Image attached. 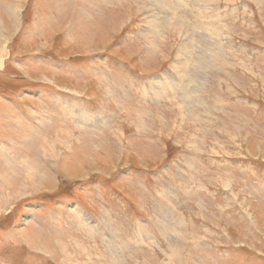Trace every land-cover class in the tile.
I'll return each mask as SVG.
<instances>
[{"label":"rangeland","instance_id":"rangeland-1","mask_svg":"<svg viewBox=\"0 0 264 264\" xmlns=\"http://www.w3.org/2000/svg\"><path fill=\"white\" fill-rule=\"evenodd\" d=\"M196 1L0 0V264H264V0ZM175 73L198 112L124 113Z\"/></svg>","mask_w":264,"mask_h":264},{"label":"bare ground","instance_id":"bare-ground-1","mask_svg":"<svg viewBox=\"0 0 264 264\" xmlns=\"http://www.w3.org/2000/svg\"><path fill=\"white\" fill-rule=\"evenodd\" d=\"M197 2L198 1H196L195 0V5L197 4ZM115 8V7H114ZM112 9V8H111ZM11 14H12V17L11 18H13L14 16H15V14H16V12L14 11V9L11 11ZM169 21H170V18L167 20V23H166V25L168 26V24H169ZM177 25V24H176ZM237 26H238V28H242L243 29V31L246 33V34H248V30H247V28L244 26V24H241V23H239V24H237ZM3 38L0 36V45L2 44V42H3V40H2ZM235 40H236V37H233V40H232V42L234 43L235 42ZM2 41V42H1ZM171 41H172V39H171ZM172 50V51H171ZM174 51V49H173V47H171V49L170 50H167V52L165 53L166 55H168V59L170 58L171 59V54H172V52ZM211 51V50H210ZM181 52L184 54V55H187L186 54V52H188V49H187V46L186 47H183L182 49H181ZM195 52V51H194ZM194 52H193V55H192V58H194ZM162 54H163V52H162ZM190 54V53H189ZM189 58V57H188ZM98 65V64H97ZM200 66L201 67H204V69H207V68H209V66H208V64H205V62L203 61V60H201L200 61V57H198L197 58V64H195L194 65V73L196 74V75H199L200 74V71H202V70H204V69H200ZM103 66H101V68L100 69H96V72H100V73H103L104 74V77L103 76H101V77H103L104 78V82H105V84H106V82H108L109 84H110V87L107 85V87H108V89L113 93V95H114V97L116 98V97H118V95L121 93V91H122V86H123V82H124V79H120V78H117L116 76L117 75H120V74H118L117 72H107L106 70L105 71H103ZM3 70H5V63H4V60H1L0 61V72L1 71H3ZM82 71H84V70H82ZM169 74V73H168ZM231 76V75H230ZM232 78V77H231ZM97 84L99 85V86H101L103 89H104V91L106 92V94H107V87L104 85V84H102L101 82H97ZM133 85V87L130 89V91L128 92V94L130 95V97L125 101V106L122 108V109H124V113L126 112V109L127 108H132V112L134 113V112H136V114H138L139 115V118H140V120L141 121H145V119L147 120L148 119V121L150 122V124H151V122L152 123H154V122H156V121H160V120H170L172 123H173V126L175 125V119H179V116H180V113H181V111L182 110H186V108H188V109H191V110H193V111H199V109H200V107H201V103H200V95L198 96V92H199V89H200V87H198V90H197V92H196V94L194 95V97H193V99L194 100H191V99H189V98H185V96H184V93L186 92V91H188V90H190L191 88H187L181 81H180V79L178 78V76L176 75V73L174 74V75H172V76H165V77H163V78H161L160 80H159V82H158V86H161V88L162 89H164V88H167L168 90H172V92L171 91H169V96H173V98L170 100V101H167V102H155V103H157V104H160V106H153V107H151L150 109H148V108H145V107H143L144 105L143 104H141V103H139L138 102V96H139V94H140V92H142L143 91V88L141 87V86H138V84H132ZM153 85V84H152ZM175 85V86H174ZM136 87H137V89H136ZM179 87V89L180 90H178L177 88ZM177 89V90H176ZM175 91H177V92H175ZM123 92H124V94H125V91L123 90ZM218 91H215V93H217ZM177 96H180L181 97V100H179V99H176V97ZM157 101V100H156ZM91 102V101H90ZM87 104L85 105L86 107H89V108H79V111H80V113H81V115H85V118L87 119V118H89V120H94L95 119V114L98 112V110H99V106H97V103L96 102H94V104L91 106L88 102H86ZM42 104L44 105V106H42L43 108H45V114L47 115V119H49V120H51V119H61V115H62V113H63V111H62V109H61V111L59 110V112H58V108H56L54 105H52L51 107H47V104H45V103H43V101H42ZM64 104V103H63ZM141 104V105H140ZM143 105V106H142ZM63 106H65L64 108V111L65 110H67V109H69L71 106L69 105V104H65V105H63ZM46 109H50L51 110V112H47L46 111ZM70 110V109H69ZM62 112V113H61ZM141 112V113H140ZM70 113V112H69ZM69 113H68V116H69ZM124 113H123V115H124ZM149 114L151 117H150V120H149V117L148 116H145V114ZM71 115V114H70ZM122 115V116H123ZM51 118H50V117ZM63 117V116H62ZM94 118V119H93ZM27 119V118H26ZM57 119V120H58ZM86 119H82L81 118V120H80V122H79V124H78V126H82V129L84 128V127H86L87 126V120ZM143 119V120H142ZM28 120V119H27ZM65 120H66V118H65ZM143 121V122H144ZM48 122V121H47ZM47 122H45V124L47 123ZM60 122V121H59ZM73 122V121H72ZM31 123L33 124V121H32V119H31ZM55 123V122H54ZM41 124H42V122H40V123H38V125H36V126H41ZM50 124V123H49ZM52 124V123H51ZM51 124H50V126H51ZM21 125V124H20ZM56 125V124H55ZM66 125V124H65ZM59 126V125H58ZM68 128H72L73 129V127H68ZM55 129V128H54ZM36 130V129H35ZM40 131H41V129H40ZM46 130H44V132H45ZM51 131V130H50ZM78 132H80L79 134H81L82 132L81 131H83V132H85L86 133V135H87V133L88 132H86V130H81V131H79V130H77ZM152 136L155 138L156 136H158L155 132H154V129L152 128ZM39 132V131H38ZM37 132V133H38ZM154 132V133H153ZM48 133V132H47ZM35 135V134H34ZM85 134H83V135H80L82 138H87V136H86ZM37 136L39 137L40 136V133L39 134H37ZM91 137L93 138L94 137V135H91ZM43 138V137H42ZM98 138V137H97ZM37 142H38V140H37ZM39 143V142H38ZM45 143V142H44ZM56 144V143H55ZM49 146V145H48ZM58 146V145H57ZM57 146H55V147H57ZM66 146V145H65ZM47 147V146H46ZM50 147V146H49ZM42 151H44V150H42ZM27 152V151H26ZM6 153V152H5ZM6 156V155H5ZM12 156V155H11ZM16 158V157H15ZM9 159V158H8ZM12 159V158H11ZM49 159V158H48ZM47 159V160H48ZM54 159V158H53ZM31 161V160H30ZM57 161V160H56ZM58 162V161H57ZM8 164V163H7ZM194 164V163H193ZM198 164V163H197ZM13 166V165H12ZM14 166H16V165H14ZM23 167H25L27 170H29V171H31V173L32 172H34L35 171V168H34V166H30V164L28 165L26 162L25 163H23V165H22ZM10 167V166H9ZM205 167V166H204ZM14 169V168H13ZM207 170V169H206ZM9 171V170H8ZM14 171V170H13ZM37 171V170H36ZM35 171V172H36ZM10 172H11V170H10ZM6 174V173H5ZM29 174V173H28ZM35 174H39L38 172H36ZM34 176V175H33ZM34 178V177H33ZM3 179V178H2ZM14 179V178H13ZM26 179V178H25ZM9 180V179H8ZM32 180V179H31ZM27 183H28V181H27ZM205 185V184H204ZM207 187V186H206ZM83 211V210H82ZM84 223V222H83ZM92 223V222H91ZM85 224V223H84ZM87 225H89V224H87ZM89 227V226H88ZM86 229V228H85ZM142 231V230H141ZM89 233H90V236H92V237H94V234H93V232H91V231H89ZM98 233V232H97ZM113 235V234H112ZM106 236V235H105ZM100 242H102L101 240H100ZM112 242V241H111ZM105 243V242H104ZM110 245V244H109ZM142 246V245H141ZM198 246V245H197ZM89 247V246H88ZM199 247V246H198ZM211 247V246H210ZM62 248H65V247H62ZM130 248V247H129ZM80 249H82V248H80ZM60 251V254L61 255H64L66 252V248H65V250H63V249H60L59 250ZM171 251H173V256H176L177 257V254H176V252L174 251V250H171ZM124 253V252H123ZM201 253H203V252H201ZM200 253V254H201ZM168 255V254H167ZM202 255V254H201ZM76 256H81V252H78V251H76ZM169 256V255H168ZM116 257V256H115ZM51 258V257H50ZM114 258V257H113ZM61 260H63V259H61ZM116 260V259H115ZM115 260H113V261H115ZM204 261V260H203ZM229 262H230V260H228ZM115 262H117V261H115Z\"/></svg>","mask_w":264,"mask_h":264}]
</instances>
